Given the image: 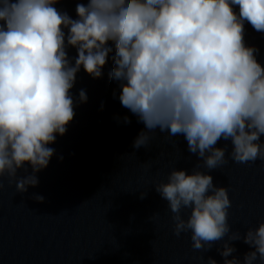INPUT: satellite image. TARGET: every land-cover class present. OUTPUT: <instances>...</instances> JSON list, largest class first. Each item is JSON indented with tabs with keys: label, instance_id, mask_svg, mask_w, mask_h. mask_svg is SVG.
<instances>
[{
	"label": "clouds",
	"instance_id": "clouds-1",
	"mask_svg": "<svg viewBox=\"0 0 264 264\" xmlns=\"http://www.w3.org/2000/svg\"><path fill=\"white\" fill-rule=\"evenodd\" d=\"M60 2L0 0V188L5 175L20 193L38 185L36 173L55 153L48 145L75 116L77 73L101 78L114 53L108 79L145 129L133 147H147L159 129L168 139L182 135L202 161L191 174L173 168L154 185L173 214L174 235L190 232L192 248L203 252L227 237L218 249L224 264H241L228 259L236 251L229 242L243 239L254 249L243 264H264V222L243 236L232 231L227 188L201 170L229 158L264 160V66L245 43V23L264 33V0H76V18ZM87 99L81 89L79 102ZM221 140L230 141V152L227 143L217 147ZM26 163L32 173L18 178Z\"/></svg>",
	"mask_w": 264,
	"mask_h": 264
}]
</instances>
